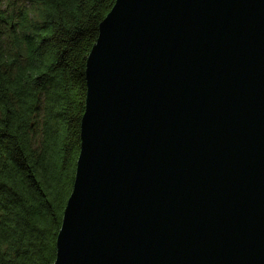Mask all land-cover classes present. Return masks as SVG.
Instances as JSON below:
<instances>
[{
	"label": "water",
	"instance_id": "water-1",
	"mask_svg": "<svg viewBox=\"0 0 264 264\" xmlns=\"http://www.w3.org/2000/svg\"><path fill=\"white\" fill-rule=\"evenodd\" d=\"M86 83L54 264H264V0H116Z\"/></svg>",
	"mask_w": 264,
	"mask_h": 264
},
{
	"label": "trees",
	"instance_id": "trees-1",
	"mask_svg": "<svg viewBox=\"0 0 264 264\" xmlns=\"http://www.w3.org/2000/svg\"><path fill=\"white\" fill-rule=\"evenodd\" d=\"M116 0H0V264H54L86 65Z\"/></svg>",
	"mask_w": 264,
	"mask_h": 264
}]
</instances>
